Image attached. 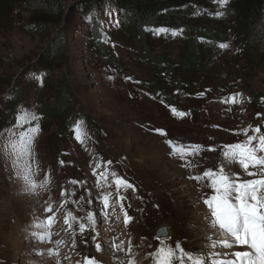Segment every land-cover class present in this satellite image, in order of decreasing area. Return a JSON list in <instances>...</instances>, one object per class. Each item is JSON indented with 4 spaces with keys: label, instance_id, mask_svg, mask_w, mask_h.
Instances as JSON below:
<instances>
[{
    "label": "rangeland",
    "instance_id": "obj_1",
    "mask_svg": "<svg viewBox=\"0 0 264 264\" xmlns=\"http://www.w3.org/2000/svg\"><path fill=\"white\" fill-rule=\"evenodd\" d=\"M80 1L54 0L60 3L62 15L41 33L30 36L21 30L33 29L34 17L45 2L26 0L30 8L15 11L10 24L2 18L6 16H0V101L21 92L17 114L27 109L36 116L22 128H38L32 145L33 179L40 185L37 194L25 191L24 182L0 158V264H84L88 256L98 264H115L110 242L124 249L115 253L124 264L129 260L154 264L150 253L162 242L174 248L177 242L195 241L193 253L211 251L204 247L210 242L205 237L208 232L212 235V230L208 229L205 217L209 210L203 200L213 191L205 186L210 183L207 179L189 177L216 170L222 160L221 146L246 139L242 129L259 126L264 133V25L238 33L224 20L223 5L214 16L201 17L197 28L221 33L227 41L215 45L199 40L198 50L206 52L208 58L207 71H199L197 78L207 85L202 94L209 105L198 109L199 115L191 121L194 117L181 115L186 99L172 94L166 101L161 95H149L147 85L156 76H146L142 54V48L151 47L176 63L189 51L186 40L161 32L138 38L108 4L98 14L99 42L94 39L90 18L80 9L71 12ZM59 34L62 45L57 61H52V68H45L41 61ZM101 42L103 49L98 48ZM165 73L159 79L163 84ZM59 88L70 94L67 113L58 120L40 115L43 100L54 102ZM257 94L262 98L259 108L252 106ZM173 100L177 101L168 104ZM66 119L74 123L67 127L63 122ZM194 124L204 130L199 132L201 136L196 134ZM8 127L1 126L0 131ZM176 137L181 141H175ZM168 140L202 145L203 149L182 160L166 143ZM226 170L240 180L259 178L249 177L239 163ZM118 177L132 187H118ZM62 192L66 194L62 196ZM107 194H111L110 207L108 215L102 217L99 209ZM49 206L51 213L45 211ZM68 211L76 216L94 212L96 223L83 234L77 224L69 230L63 223ZM125 212L130 218L127 224ZM53 214L55 221L50 228L34 227L38 220L42 223ZM160 227L169 228L171 236L159 239L156 232ZM41 231L51 233L50 242H40L33 235ZM96 243L101 244V251H97ZM48 249L55 254H48ZM244 250L238 246L215 249L220 253Z\"/></svg>",
    "mask_w": 264,
    "mask_h": 264
},
{
    "label": "snow or ice",
    "instance_id": "obj_2",
    "mask_svg": "<svg viewBox=\"0 0 264 264\" xmlns=\"http://www.w3.org/2000/svg\"><path fill=\"white\" fill-rule=\"evenodd\" d=\"M224 46L226 47V45ZM232 99L234 101V98ZM173 111L175 110L173 109ZM14 120L16 121L15 126H9L6 131H0V158L3 159L5 167H11L15 177L24 182L25 191L37 194L36 189L40 185L33 179L35 158L32 145L38 128L31 127L27 130L22 128L24 123L36 120V116L27 109H20ZM250 130L255 134L248 135ZM241 131L246 136L244 141L221 146L223 148L222 160L216 170L209 169L202 176L189 177L195 180L207 179L210 183L205 186L210 187L213 191L209 198L203 200L209 210L205 219L208 221V229L212 230V235L205 237L210 242L206 243L204 247L211 249V251L192 253L185 251L179 242L174 248L166 246L162 242L154 253H150L154 258V264H185V261L188 264H264V133H261L259 126ZM77 139H80L79 135ZM166 143L182 160L186 156L198 154L203 149L202 145H181L172 140H168ZM207 150L215 151L212 148ZM236 163H239L249 177L259 178L240 180L238 177H234L226 169ZM36 166L38 167V165ZM250 168L255 169V171H250ZM113 175L116 174L113 173ZM101 177L106 179L103 173H101ZM70 183L77 184L80 182L70 181ZM115 183L118 187H132L122 177H118ZM65 194L66 192L61 193L62 196ZM110 195L107 194L102 197L103 207L99 209V214L102 217L108 215ZM82 199L83 197H81ZM99 199L101 198L97 197V200ZM120 199L123 200L124 197H120ZM73 203H79V201H73ZM88 203L91 204L92 201L88 200ZM121 209H123L122 204ZM45 211L51 213V206L47 207ZM95 215L94 212L87 211L83 216H76L73 215L72 211H68L63 223L68 226L69 230L73 228V224H77L80 233L83 234L89 227L95 225ZM129 220L130 218L125 212V224ZM54 221L55 214L48 216L42 223L38 220L34 227L45 230L50 228ZM93 231H95L94 228ZM33 235L40 242H50L51 239V233L47 231L33 233ZM93 240H96V236H93ZM57 243L61 242L58 241ZM234 246L246 250L232 253L215 251L217 247L233 248ZM95 247L97 251H101L100 243H96ZM123 250L120 244L110 242V251L114 254L115 264H124L123 260L115 257L116 252ZM47 252L50 255L55 254L52 249H48ZM33 254L43 255L41 252H34ZM228 256L232 258H224ZM28 264H33V262L29 261ZM84 264H98V262L95 258L88 256L85 257ZM128 264H135V261L129 260Z\"/></svg>",
    "mask_w": 264,
    "mask_h": 264
},
{
    "label": "trees",
    "instance_id": "obj_3",
    "mask_svg": "<svg viewBox=\"0 0 264 264\" xmlns=\"http://www.w3.org/2000/svg\"><path fill=\"white\" fill-rule=\"evenodd\" d=\"M41 1L45 3L42 4L39 14L34 17L33 29L21 30L27 36L34 32L41 33L48 24L55 23L63 13L60 3L54 2V0ZM108 4L115 8L128 26V30L138 38L161 32L170 35L177 34L186 40L189 51L184 56H180L176 63L169 60L166 55L154 52L151 47L142 48V54L146 62L144 67L146 76H156L147 85L149 95L153 97L161 95L166 101L168 96L172 94L178 98L186 99L183 115L194 117L191 121H195L199 115L198 109H203L209 105L208 100L204 103L202 94L207 85H204L203 80L200 82L197 78L199 71L202 72L206 69L205 65L208 58L206 52L202 53L198 50L199 40L215 45L227 41L221 33L197 28L201 17L203 15L214 16V11L223 5L226 9L224 20L232 23L238 29V33L242 34V30L245 32L249 28L264 25V0H81L71 8V12L80 9L85 17L90 18L94 23V39L99 42L101 40L100 36L97 35L98 24H100L98 14L99 11L105 10ZM23 7L30 8L26 0H0V16H6L2 18H5L6 22L10 24L13 21L15 11H20ZM61 41L62 37L59 34L55 41L50 44L49 50L45 54L46 57L41 61L45 68H52L54 65L52 61H57L56 57L62 45ZM101 44L102 42L98 44V48L103 49ZM162 73H165V79L162 80L164 84L159 80ZM21 95V92H16L9 99L0 101V127L15 124L14 117L17 115V104ZM69 95L66 89L59 88L58 98L54 102L48 103L43 100L40 115L51 120H58V117L64 116L63 113H67L65 107ZM220 95L222 96V94ZM259 96L258 94L255 95L256 98L254 97L252 102V106L256 108L260 107L262 98ZM257 97L259 98L257 99ZM161 101L164 100L161 99ZM175 101L177 100L168 104ZM63 122L67 127L74 123L72 120L69 122L68 119ZM194 127H196V134L201 136L199 132L204 130L197 125ZM174 140L180 142L181 138L176 137ZM211 140L213 142L214 138L212 137Z\"/></svg>",
    "mask_w": 264,
    "mask_h": 264
},
{
    "label": "bare ground",
    "instance_id": "obj_4",
    "mask_svg": "<svg viewBox=\"0 0 264 264\" xmlns=\"http://www.w3.org/2000/svg\"><path fill=\"white\" fill-rule=\"evenodd\" d=\"M167 228V227H166ZM168 229V233H169V236H171L170 234H171V232H170V230H169V228H167ZM207 235H211V233L210 232H208L207 233ZM181 244V246H182V248L185 250V251H188V252H194V250H195V248H196V244H195V241H193V242H191V243H180Z\"/></svg>",
    "mask_w": 264,
    "mask_h": 264
},
{
    "label": "water",
    "instance_id": "obj_5",
    "mask_svg": "<svg viewBox=\"0 0 264 264\" xmlns=\"http://www.w3.org/2000/svg\"><path fill=\"white\" fill-rule=\"evenodd\" d=\"M156 235L159 239H166L169 237L168 229L166 227H160L157 230Z\"/></svg>",
    "mask_w": 264,
    "mask_h": 264
}]
</instances>
